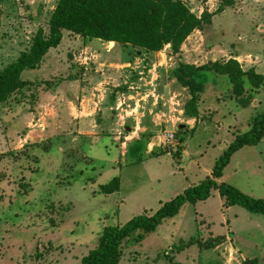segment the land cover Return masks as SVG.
I'll return each mask as SVG.
<instances>
[{"label": "rangeland", "instance_id": "obj_1", "mask_svg": "<svg viewBox=\"0 0 264 264\" xmlns=\"http://www.w3.org/2000/svg\"><path fill=\"white\" fill-rule=\"evenodd\" d=\"M179 1L204 21L178 50L63 29L40 64L21 73L28 83L0 103V264H80L104 227L150 216L212 176L215 160L264 111V80L252 87L244 76L236 95L215 69L204 72L198 119L188 120L189 89L171 74L182 62L232 57L264 75V0ZM57 2L0 0V70L39 29L48 34ZM215 179L264 198V134ZM120 250L119 264H264V215L228 205L212 188Z\"/></svg>", "mask_w": 264, "mask_h": 264}, {"label": "trees", "instance_id": "obj_2", "mask_svg": "<svg viewBox=\"0 0 264 264\" xmlns=\"http://www.w3.org/2000/svg\"><path fill=\"white\" fill-rule=\"evenodd\" d=\"M203 21V16H197L179 0H58L49 20L48 34L39 29L31 47L0 70V103L28 83L21 78V73L40 64L48 50L60 43L63 29L105 41L132 43L151 50H159L169 43L176 51ZM215 69L229 77L236 95L244 92V76L252 87H258L264 80L263 74L253 67L243 70L239 61L232 57L224 62L215 61L199 66L179 63L171 74L180 85L189 89L190 98L184 107L186 115H199V102L207 82L204 72ZM263 134L264 111L256 114L251 127L237 134L215 160L213 177L207 176L199 184L185 189L150 216L139 214L121 226L104 227L97 246L81 258L80 264H119L120 245L125 239L138 230L143 234L154 231L165 217L175 215L183 203L207 199L212 188L218 189L228 205H239L250 213L264 215V198L253 197L225 181L217 183L215 179L222 175L237 150L257 144ZM112 183L106 191L118 187L119 180L115 179ZM156 264L193 263L170 259ZM242 264H259V260L245 258Z\"/></svg>", "mask_w": 264, "mask_h": 264}, {"label": "crops", "instance_id": "obj_3", "mask_svg": "<svg viewBox=\"0 0 264 264\" xmlns=\"http://www.w3.org/2000/svg\"><path fill=\"white\" fill-rule=\"evenodd\" d=\"M238 60V59H237ZM259 73V72H258ZM262 74V73H261ZM205 92V91H204ZM203 92V93H204ZM202 93V94H203ZM202 96V95H201ZM201 101V100H200ZM200 104V103H199ZM200 111H201V109H200V106H199V113H200ZM186 115V114H185ZM188 118V120H197L198 119V116H196V117H191V116H188V115H186ZM127 128H129L128 126H127ZM189 128H192V126L190 125V127ZM105 135V134H104ZM108 136V135H107ZM113 138V136L111 137V139ZM164 153V152H163ZM217 180V179H216ZM222 182V181H221ZM225 220H227V219H224V221ZM235 236V235H234ZM245 259V258H244Z\"/></svg>", "mask_w": 264, "mask_h": 264}, {"label": "built area", "instance_id": "obj_4", "mask_svg": "<svg viewBox=\"0 0 264 264\" xmlns=\"http://www.w3.org/2000/svg\"><path fill=\"white\" fill-rule=\"evenodd\" d=\"M173 137H174L173 132H167V133H166V138H167L168 140H172Z\"/></svg>", "mask_w": 264, "mask_h": 264}, {"label": "water", "instance_id": "obj_5", "mask_svg": "<svg viewBox=\"0 0 264 264\" xmlns=\"http://www.w3.org/2000/svg\"><path fill=\"white\" fill-rule=\"evenodd\" d=\"M209 64L211 63V61L208 62Z\"/></svg>", "mask_w": 264, "mask_h": 264}]
</instances>
